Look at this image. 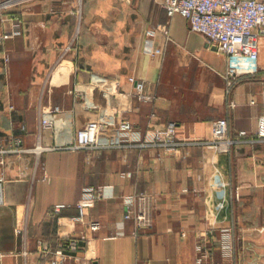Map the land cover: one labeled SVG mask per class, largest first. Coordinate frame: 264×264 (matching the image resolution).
<instances>
[{"label": "crops", "instance_id": "crops-1", "mask_svg": "<svg viewBox=\"0 0 264 264\" xmlns=\"http://www.w3.org/2000/svg\"><path fill=\"white\" fill-rule=\"evenodd\" d=\"M9 15L22 25L21 35L0 46V252L6 254L0 264H49L40 258L38 241L57 247L59 218L79 228L71 221L78 216L75 206L85 188L96 186L112 189L114 198L88 211L86 220L102 228L81 243L78 259L65 264H197L201 242L209 251L206 264H264V138L257 137L264 115V37L260 71L239 80L231 109L225 56L181 16L168 19L160 0H28L1 12L4 32L11 25L1 18ZM157 25H166L169 35L151 36ZM78 26L76 61L73 54L62 58ZM151 39L162 54L145 51ZM76 64L120 80L124 92L134 91L129 78L142 82L155 100H134L126 118L141 134L174 123L179 151L125 144L40 158L23 152L38 142L42 114L72 109L68 91ZM219 119H227L237 140L227 155L216 154L212 144ZM68 123L67 114L61 128ZM66 136L61 131L59 139ZM144 193L153 197L154 228L133 237V222L122 221L123 199ZM61 204L70 208L55 216ZM26 226L25 245L20 231ZM230 236L234 259L221 250Z\"/></svg>", "mask_w": 264, "mask_h": 264}, {"label": "built area", "instance_id": "built-area-1", "mask_svg": "<svg viewBox=\"0 0 264 264\" xmlns=\"http://www.w3.org/2000/svg\"><path fill=\"white\" fill-rule=\"evenodd\" d=\"M28 0H0V14L4 10ZM82 1V0H80ZM162 6L168 19L181 16L188 24L190 31L202 35L209 48H214L226 58V69L223 74L227 86L228 106L233 109L235 102L230 100L233 90L239 80L254 77L260 71V40L264 37V0H163ZM81 14V8L79 10ZM2 23L11 25L9 32L0 28V46L5 41L21 35L22 20L16 15L1 18ZM162 32L166 36L169 30L166 25H157L150 35ZM79 26L69 46L63 52V57L79 54L78 37ZM145 51L155 56L162 54L161 49L154 48L152 39L148 41ZM74 85L68 93L73 98V107L67 112L55 107L42 114L39 122V140L31 149L22 150L26 153L41 157L46 152L93 151L107 148H121L125 144L137 147H154L166 151L177 152L180 142L177 140V127L174 123L166 128L149 127L144 134L135 131L130 120L126 117L133 109L134 100L151 103L153 95L145 92V86L135 78H129L133 84V92L122 91L121 81L106 75L95 73L81 68L77 64L74 68ZM70 117V123L61 128L60 120ZM111 119V120H110ZM61 131L67 133L66 138L59 139ZM213 147L216 154L231 153L237 140L229 135L227 119H219L212 124ZM240 137H246V132H240ZM258 138H264V115L259 119ZM18 144L20 141L17 142ZM89 162V158H88ZM218 175V172L214 174ZM45 179L47 176L45 175ZM228 187L229 183H220L219 186ZM114 198L113 190L106 186L87 187L83 190L80 200L76 204L78 216L71 219L72 224L59 218L56 233L58 245L55 249L48 242L38 241L40 258L48 260L49 264H65L68 259H78L77 253L81 243L91 242L101 230L102 224L98 221H87L88 211L97 202ZM153 197L149 194H137L125 197L122 221H132L134 224L133 237L146 234L154 228L155 217L152 204ZM70 208L67 205H57L53 208L56 216L63 210ZM264 233V229H261ZM25 245L28 242L27 226L20 231ZM205 243L197 246V264H206L209 260V251ZM222 253L226 258L234 259L236 254L235 239L233 236L225 239L221 245ZM6 254L0 252V263ZM85 264H92L86 261ZM256 264V263H251Z\"/></svg>", "mask_w": 264, "mask_h": 264}, {"label": "rangeland", "instance_id": "rangeland-1", "mask_svg": "<svg viewBox=\"0 0 264 264\" xmlns=\"http://www.w3.org/2000/svg\"><path fill=\"white\" fill-rule=\"evenodd\" d=\"M160 2L162 3V2H163V0H160ZM173 18H175V17H173ZM173 18H172V19H173ZM174 22H175V20H174ZM77 43H78V41H77Z\"/></svg>", "mask_w": 264, "mask_h": 264}]
</instances>
